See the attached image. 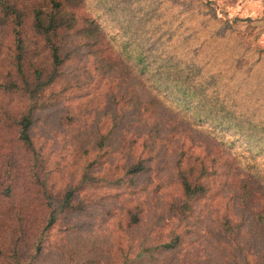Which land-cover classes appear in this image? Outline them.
Here are the masks:
<instances>
[{
	"label": "trees",
	"instance_id": "1",
	"mask_svg": "<svg viewBox=\"0 0 264 264\" xmlns=\"http://www.w3.org/2000/svg\"><path fill=\"white\" fill-rule=\"evenodd\" d=\"M163 1L102 0L111 33L82 0H0V264H264V170L242 161L264 153V103L201 78Z\"/></svg>",
	"mask_w": 264,
	"mask_h": 264
},
{
	"label": "rangeland",
	"instance_id": "2",
	"mask_svg": "<svg viewBox=\"0 0 264 264\" xmlns=\"http://www.w3.org/2000/svg\"><path fill=\"white\" fill-rule=\"evenodd\" d=\"M201 1H210L213 8H210V5L203 6ZM190 2L191 3H188L187 0H180L178 3L174 2L173 0H164L161 4V9L167 10L165 17L168 18L171 12L178 11L179 14L182 13L181 17L177 18L179 21L182 20V26L179 29L178 34H180L181 37L188 39L189 45L187 47L191 46V50L187 55V58H194L195 62H202L204 64L205 67L202 71L201 78L205 80L211 78L214 74H218L222 78L225 76L228 78L230 77V84H232V82H237L235 86L236 88L237 86L240 87L243 85V88H238V90L235 92L236 98L241 99L240 107L243 110L255 109L257 106H259V104H263L264 84L258 85L256 89L255 83H257L260 79H262L264 82V67H262L263 69H258L255 72L256 74L254 73V75H252L250 78L246 77L244 73L236 69L240 67V61L238 58L247 47L252 49L254 54H260L264 51V28L257 27V21L254 19H240L224 13V11L220 8V6L217 5L215 1L190 0ZM109 5L111 6L112 3H106V5H104L102 0H82L80 12L98 10V20L100 22L106 21L104 24H106L108 31L111 33H116L119 31V28L116 27L117 22L114 14L107 11V7ZM235 19H237V21L233 24V27L234 30L236 29V32L232 35H229L230 33L228 32L226 23H231L232 20ZM181 31L185 32L187 36L181 34ZM3 36H1L2 39ZM4 37L10 41L9 35H5ZM241 39L248 40L249 46L246 47L245 45H238L237 42ZM200 43H202V46L199 48ZM205 63L207 64L205 65ZM7 70V67H5L3 64H0V72H2L0 74V82L5 81L3 76L6 75ZM196 78H198V76H196ZM248 78L250 82L247 80ZM55 86L47 93L51 102L52 100H56L58 96H61V98L65 95L69 96V92H59V85ZM206 89L212 90L213 88L207 87ZM53 93L58 95L52 96ZM2 101L3 97L0 95V103ZM58 111L59 108H55V112L51 114V116L53 117L55 113H58ZM39 122L40 123L37 132L45 131L44 128L47 126L46 123L42 120V118ZM193 122L194 124L196 123V125H198L197 119L196 121L194 119ZM213 125L214 124L212 121H209L208 124H202V126L205 128L204 130L208 132L214 130ZM62 138L63 137L60 138L61 140L59 142L64 143ZM69 139L72 140L73 138L69 136ZM69 146V143H66V148L63 147V144L60 145L62 152L57 158L60 159L62 163L54 165L55 168L59 169L65 168V165L68 166L66 161L67 159H71L70 155L72 153L71 149L68 151ZM255 148L259 147L257 146ZM11 151L12 150H10L8 153L10 154ZM118 160H122V157H119ZM159 161L163 164V160H161V158ZM242 161L243 164H252L255 162L257 168H261L262 171L264 170L263 152L258 154L257 158H243ZM155 169L157 171L159 168ZM96 218L98 223L103 221L100 216H97ZM107 233L108 232H105L104 234L107 235ZM99 235L102 234L99 232Z\"/></svg>",
	"mask_w": 264,
	"mask_h": 264
},
{
	"label": "crops",
	"instance_id": "3",
	"mask_svg": "<svg viewBox=\"0 0 264 264\" xmlns=\"http://www.w3.org/2000/svg\"><path fill=\"white\" fill-rule=\"evenodd\" d=\"M233 17L256 20L257 27L264 28V0H212Z\"/></svg>",
	"mask_w": 264,
	"mask_h": 264
}]
</instances>
